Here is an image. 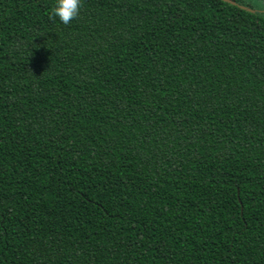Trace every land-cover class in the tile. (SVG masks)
I'll list each match as a JSON object with an SVG mask.
<instances>
[{
  "label": "trees",
  "instance_id": "obj_1",
  "mask_svg": "<svg viewBox=\"0 0 264 264\" xmlns=\"http://www.w3.org/2000/svg\"><path fill=\"white\" fill-rule=\"evenodd\" d=\"M0 0V264H264V0Z\"/></svg>",
  "mask_w": 264,
  "mask_h": 264
},
{
  "label": "clouds",
  "instance_id": "obj_2",
  "mask_svg": "<svg viewBox=\"0 0 264 264\" xmlns=\"http://www.w3.org/2000/svg\"><path fill=\"white\" fill-rule=\"evenodd\" d=\"M82 0H56L55 6L52 8L50 18L59 20L70 25L74 19L81 14Z\"/></svg>",
  "mask_w": 264,
  "mask_h": 264
},
{
  "label": "rangeland",
  "instance_id": "obj_3",
  "mask_svg": "<svg viewBox=\"0 0 264 264\" xmlns=\"http://www.w3.org/2000/svg\"><path fill=\"white\" fill-rule=\"evenodd\" d=\"M253 1V6L255 7V9H263V5L261 4V3H259V2H257V1H255V0H252ZM244 2H248L247 0H244Z\"/></svg>",
  "mask_w": 264,
  "mask_h": 264
}]
</instances>
